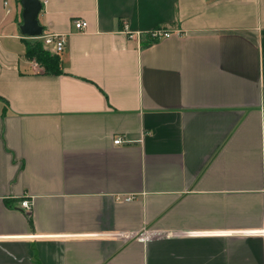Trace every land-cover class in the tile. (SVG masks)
Masks as SVG:
<instances>
[{
  "label": "crops",
  "instance_id": "crops-1",
  "mask_svg": "<svg viewBox=\"0 0 264 264\" xmlns=\"http://www.w3.org/2000/svg\"><path fill=\"white\" fill-rule=\"evenodd\" d=\"M18 3L0 0V264H264V0H41L58 75L26 57Z\"/></svg>",
  "mask_w": 264,
  "mask_h": 264
},
{
  "label": "built area",
  "instance_id": "built-area-1",
  "mask_svg": "<svg viewBox=\"0 0 264 264\" xmlns=\"http://www.w3.org/2000/svg\"><path fill=\"white\" fill-rule=\"evenodd\" d=\"M8 1L4 2V6L8 7ZM74 27L78 31H83L87 27V22L83 20H75L73 22ZM146 35L149 41L155 43L161 40L170 39L174 35L173 31H170L165 28H158L156 30H153L147 34L140 35L139 37L142 38ZM131 37H134V35L131 33ZM42 44L44 48H46L48 51H50L54 55H60L66 50V44L67 40L64 36L60 35H53V34H45L43 38H41ZM124 139L121 136H117L114 140V145L118 146L121 144H124ZM127 201H130V199H127ZM20 207L25 210V212L29 213L32 211V202L28 199H23L20 202Z\"/></svg>",
  "mask_w": 264,
  "mask_h": 264
},
{
  "label": "water",
  "instance_id": "water-1",
  "mask_svg": "<svg viewBox=\"0 0 264 264\" xmlns=\"http://www.w3.org/2000/svg\"><path fill=\"white\" fill-rule=\"evenodd\" d=\"M22 5L21 24L19 32L25 39L43 38L44 28L40 23L39 15L42 12L43 5L41 0H20Z\"/></svg>",
  "mask_w": 264,
  "mask_h": 264
},
{
  "label": "trees",
  "instance_id": "trees-1",
  "mask_svg": "<svg viewBox=\"0 0 264 264\" xmlns=\"http://www.w3.org/2000/svg\"><path fill=\"white\" fill-rule=\"evenodd\" d=\"M26 48V57L28 60L38 63L46 73L52 75H58L62 72V66L59 55H54L46 48H44L42 41H36L34 43L24 40ZM153 42L144 43V46H148Z\"/></svg>",
  "mask_w": 264,
  "mask_h": 264
},
{
  "label": "rangeland",
  "instance_id": "rangeland-1",
  "mask_svg": "<svg viewBox=\"0 0 264 264\" xmlns=\"http://www.w3.org/2000/svg\"><path fill=\"white\" fill-rule=\"evenodd\" d=\"M19 2H20V0H18ZM18 5H19V9H18V14H19V18H20V16H21V14H22V5H20V3H18ZM22 22V21H21ZM42 41L41 39H28V41H30V42H32V43H34V42H36V41ZM43 69V68H42ZM44 70V69H43Z\"/></svg>",
  "mask_w": 264,
  "mask_h": 264
}]
</instances>
